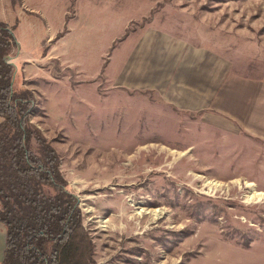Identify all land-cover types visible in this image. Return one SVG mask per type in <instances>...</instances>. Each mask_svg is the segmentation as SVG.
I'll use <instances>...</instances> for the list:
<instances>
[{"label": "rangeland", "instance_id": "1", "mask_svg": "<svg viewBox=\"0 0 264 264\" xmlns=\"http://www.w3.org/2000/svg\"><path fill=\"white\" fill-rule=\"evenodd\" d=\"M5 1L0 20L27 25L21 47L37 41L28 60L16 51L14 86L34 93L30 121L78 198L96 264H264V154L208 108L115 85L147 27L264 79V0Z\"/></svg>", "mask_w": 264, "mask_h": 264}, {"label": "trees", "instance_id": "2", "mask_svg": "<svg viewBox=\"0 0 264 264\" xmlns=\"http://www.w3.org/2000/svg\"><path fill=\"white\" fill-rule=\"evenodd\" d=\"M17 25L0 20V264H96L78 198L55 149L30 121L34 93L14 86L9 57L19 47Z\"/></svg>", "mask_w": 264, "mask_h": 264}, {"label": "crops", "instance_id": "3", "mask_svg": "<svg viewBox=\"0 0 264 264\" xmlns=\"http://www.w3.org/2000/svg\"><path fill=\"white\" fill-rule=\"evenodd\" d=\"M7 5L10 1L6 0L2 8ZM26 26L18 23L14 34L19 55L28 60L31 53L26 50L35 48L37 41L31 43L29 36H21L29 39L24 50L16 35ZM139 36L130 65L119 70L115 85L157 92L161 100L187 112L199 114L208 108L205 116L241 138L243 148L264 154V79L229 70L230 62L214 49L194 45L186 38L148 27ZM15 56L12 62L17 65Z\"/></svg>", "mask_w": 264, "mask_h": 264}, {"label": "bare ground", "instance_id": "4", "mask_svg": "<svg viewBox=\"0 0 264 264\" xmlns=\"http://www.w3.org/2000/svg\"><path fill=\"white\" fill-rule=\"evenodd\" d=\"M209 183H214V182L211 181ZM214 184H217V183H214ZM246 185L249 186V187H253L254 183L251 182V181H248V182H246ZM252 192H253V194L249 198H252L253 196H261V195H263V192H261V191L253 190Z\"/></svg>", "mask_w": 264, "mask_h": 264}, {"label": "water", "instance_id": "5", "mask_svg": "<svg viewBox=\"0 0 264 264\" xmlns=\"http://www.w3.org/2000/svg\"><path fill=\"white\" fill-rule=\"evenodd\" d=\"M9 62L11 63V64H14L13 62H12V58L11 57H9ZM16 71V70H15ZM15 73V72H14ZM13 78H14V76H13Z\"/></svg>", "mask_w": 264, "mask_h": 264}]
</instances>
